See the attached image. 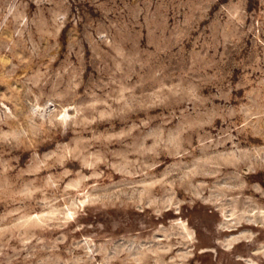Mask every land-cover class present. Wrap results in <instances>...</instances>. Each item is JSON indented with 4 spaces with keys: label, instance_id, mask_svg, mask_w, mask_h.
<instances>
[{
    "label": "rangeland",
    "instance_id": "rangeland-1",
    "mask_svg": "<svg viewBox=\"0 0 264 264\" xmlns=\"http://www.w3.org/2000/svg\"><path fill=\"white\" fill-rule=\"evenodd\" d=\"M0 264H264V0H0Z\"/></svg>",
    "mask_w": 264,
    "mask_h": 264
}]
</instances>
